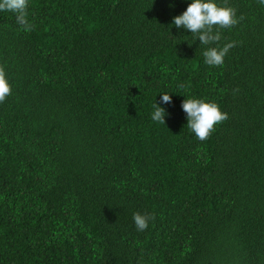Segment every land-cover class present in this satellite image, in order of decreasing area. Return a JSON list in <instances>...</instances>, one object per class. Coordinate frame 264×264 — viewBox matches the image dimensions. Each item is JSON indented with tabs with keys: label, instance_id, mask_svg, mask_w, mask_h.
Here are the masks:
<instances>
[{
	"label": "trees",
	"instance_id": "trees-1",
	"mask_svg": "<svg viewBox=\"0 0 264 264\" xmlns=\"http://www.w3.org/2000/svg\"><path fill=\"white\" fill-rule=\"evenodd\" d=\"M217 2L220 66L171 24L189 0L0 10V264H264V4ZM189 97L227 113L203 141Z\"/></svg>",
	"mask_w": 264,
	"mask_h": 264
},
{
	"label": "clouds",
	"instance_id": "clouds-1",
	"mask_svg": "<svg viewBox=\"0 0 264 264\" xmlns=\"http://www.w3.org/2000/svg\"><path fill=\"white\" fill-rule=\"evenodd\" d=\"M260 3L264 4V0H260ZM26 8L27 0H0V10L17 13V22L23 25L25 30H29ZM237 22L235 10L218 3L217 0H189L186 8L172 18L171 24L177 29L188 30L192 34V42L198 38L199 45L205 46L202 51L205 64L220 66L235 45L234 42H227L223 46H212L221 39L220 32L214 31V27L230 28ZM10 92L8 79L0 70V102H3ZM160 93V104L156 102L153 104L151 119L164 124L167 113L161 105L171 103L172 97L169 92ZM181 108L186 114L188 129L201 141L208 138L215 124L227 118V113L223 112L217 103L202 98H185ZM148 219V216L141 213L133 214V222L138 231L148 227Z\"/></svg>",
	"mask_w": 264,
	"mask_h": 264
}]
</instances>
